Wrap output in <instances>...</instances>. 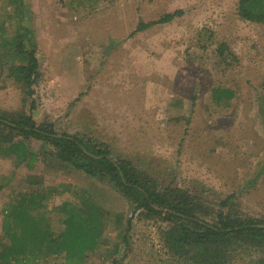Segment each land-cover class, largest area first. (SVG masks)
Instances as JSON below:
<instances>
[{"label":"rangeland","instance_id":"rangeland-1","mask_svg":"<svg viewBox=\"0 0 264 264\" xmlns=\"http://www.w3.org/2000/svg\"><path fill=\"white\" fill-rule=\"evenodd\" d=\"M239 2L0 0V112H31L38 124L108 146L158 190L186 191L212 216L264 220V23L242 16ZM177 9L172 20L137 30ZM24 28L39 61L32 96L8 68L25 62L11 43ZM0 131L36 154L27 163L0 152V239L5 206L37 189L44 207L32 213L54 235L66 227L64 202L78 209L85 198L105 211L102 241L83 264H192L164 246L170 224L135 209L109 175L58 162L41 139ZM235 243L227 264H264V245ZM22 264L69 263L50 251Z\"/></svg>","mask_w":264,"mask_h":264},{"label":"trees","instance_id":"trees-1","mask_svg":"<svg viewBox=\"0 0 264 264\" xmlns=\"http://www.w3.org/2000/svg\"><path fill=\"white\" fill-rule=\"evenodd\" d=\"M239 8L245 18L264 23V0H240ZM180 14L182 10L177 9L157 20L141 21L137 30L168 22ZM11 43L16 52L25 55V62L9 66V73L27 87L26 93L32 96L33 86L40 77L37 45L26 28L14 36ZM34 105V99H31V110ZM0 126L17 131L24 138L43 140L47 146L45 152L58 162L83 169L90 175H109L125 194L132 196L135 209H145L170 224L162 230L164 246L192 264H227L232 258L231 252L239 246L235 242L240 240L256 246L264 245L263 219L221 210L212 216L208 207L186 191L178 188L158 190L152 178L136 170L126 158H114L108 146L67 132L60 133L48 123L38 124L31 112L11 118L0 112ZM4 136L0 131L1 153L21 161L28 157L27 163L36 159V154L28 151L22 140L12 141L11 137ZM16 197L15 202L13 200L4 208L2 237L5 239H0V264L38 262L50 251L64 252L69 264H83L85 254L102 241L105 211L85 200L84 196L78 209L72 205L66 210L65 205L69 202L62 204L66 227L58 235L50 232L40 213L37 216L32 213V207L35 206V210L44 207L42 201L46 196L43 191H20ZM201 215L211 217L206 219Z\"/></svg>","mask_w":264,"mask_h":264}]
</instances>
